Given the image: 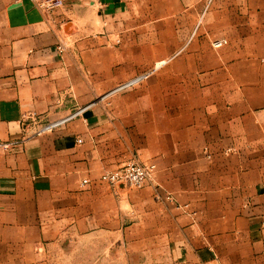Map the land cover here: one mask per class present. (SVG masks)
I'll return each mask as SVG.
<instances>
[{
  "label": "crops",
  "instance_id": "obj_1",
  "mask_svg": "<svg viewBox=\"0 0 264 264\" xmlns=\"http://www.w3.org/2000/svg\"><path fill=\"white\" fill-rule=\"evenodd\" d=\"M2 142L0 264L83 242L131 264H264V0H0ZM131 158L150 182L100 179Z\"/></svg>",
  "mask_w": 264,
  "mask_h": 264
},
{
  "label": "built area",
  "instance_id": "obj_2",
  "mask_svg": "<svg viewBox=\"0 0 264 264\" xmlns=\"http://www.w3.org/2000/svg\"><path fill=\"white\" fill-rule=\"evenodd\" d=\"M34 2L40 6L45 8H54L61 6L63 4V0H34ZM227 41L226 38H216L212 41L213 46H220L224 44ZM56 48L59 53L65 51V44L62 41H58L56 44ZM149 75L148 71H142L139 73L134 74L133 76L127 78L126 80L122 81L121 83L117 84L116 86H113L110 90H107L105 93L101 95V97H105L106 95L123 90L129 86H132L136 83H139L141 80L146 78ZM85 106L76 108L72 112H69L68 114L57 118L55 120L47 121L44 123H35L34 119L32 120L34 124V132H40L45 131L54 128L55 126L69 120L76 114L80 113ZM31 119L33 118V114L29 115ZM77 140L80 141V138H77ZM0 145L3 148L8 147L7 142H2ZM155 163L148 161V162H142L135 158H131L127 160L123 165L111 169L106 170L100 175V179L107 182L110 185H118L119 183H128L132 184L136 187H142L146 183L150 182L152 178V172L155 169ZM86 179H83V182H85ZM169 197V196H167ZM187 203L184 204H177V206L180 207H187Z\"/></svg>",
  "mask_w": 264,
  "mask_h": 264
},
{
  "label": "rangeland",
  "instance_id": "obj_3",
  "mask_svg": "<svg viewBox=\"0 0 264 264\" xmlns=\"http://www.w3.org/2000/svg\"><path fill=\"white\" fill-rule=\"evenodd\" d=\"M155 70V67L145 69L149 75L132 86L123 90L141 86ZM128 184V183H127ZM132 185V184H131ZM83 240H86L84 238ZM103 241V240H100ZM118 246L99 243H85L71 246H60L58 250L53 252L51 264H131L130 261L124 259L123 255L116 249ZM124 249V248H122ZM123 256V257H122Z\"/></svg>",
  "mask_w": 264,
  "mask_h": 264
}]
</instances>
